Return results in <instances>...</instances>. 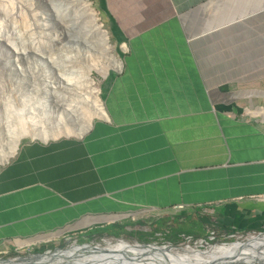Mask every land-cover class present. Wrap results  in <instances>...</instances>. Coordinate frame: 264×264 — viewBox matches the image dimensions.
I'll list each match as a JSON object with an SVG mask.
<instances>
[{"label": "crops", "instance_id": "1", "mask_svg": "<svg viewBox=\"0 0 264 264\" xmlns=\"http://www.w3.org/2000/svg\"><path fill=\"white\" fill-rule=\"evenodd\" d=\"M95 1L125 46L108 117L0 163V252L98 229L264 230V0Z\"/></svg>", "mask_w": 264, "mask_h": 264}, {"label": "rangeland", "instance_id": "2", "mask_svg": "<svg viewBox=\"0 0 264 264\" xmlns=\"http://www.w3.org/2000/svg\"><path fill=\"white\" fill-rule=\"evenodd\" d=\"M48 1L0 0V154L9 149L12 144L11 141L14 139L12 133L19 130L21 126L27 131L36 129L37 131L34 132L38 133L34 137L28 134H20L18 147L30 142L53 140V138L44 140L38 136L42 126L47 131H52V128H56L57 125L62 126L64 133L54 136L58 139L55 140L57 142L64 141L65 135L74 139L76 135L72 130L79 124H83L89 115V108L85 101V93L82 95L83 92L75 87L73 80L80 79L78 76L80 72H83L87 65L93 63L89 76L93 79L94 86L98 88L97 96L104 107L103 93L108 85L109 76L119 73L122 69L123 51L119 47L124 49L125 46L122 47L123 43L119 46L110 37L95 0H87V2L95 12L97 23H100L102 29L108 34L109 53L120 61L118 68L98 57L97 53L92 54L91 51H87L86 53H91V56H84L86 55L85 49L81 45L76 47L66 37L64 38L62 27L49 14ZM77 51L78 53H76ZM64 74L70 78L67 83L56 79L57 77L64 79ZM58 83H62V86ZM62 101L70 105H65L66 112ZM105 104L107 106V101ZM97 119L96 116L91 117V124ZM4 123L16 127L14 128L15 131L10 134L7 133ZM32 123L36 126H33ZM55 141L49 142L54 143ZM154 229L152 227H131L124 233L113 236L114 239L112 236L101 234L85 236H75V234L73 237L62 239V241L43 245L37 244L36 247L26 246L6 250L0 252V258H11L16 255L26 256L30 253H41L46 250L53 251L56 247H67L73 243L77 246L80 244L105 246L104 240L113 242L117 239H123L130 244L137 240L138 242H151L176 247H183L188 244L198 249H205L214 245H227L235 241H243L253 235L255 237L262 236L253 242L254 247L257 246L260 249L264 247V230L220 233L214 229H209V232L202 238L179 234L175 237L171 236L173 240L169 241L166 238L168 233L164 229ZM137 231L142 232L137 234ZM258 232H262V234L258 235ZM88 247L90 246H86V248ZM242 250H247V247ZM38 260L51 261L48 256Z\"/></svg>", "mask_w": 264, "mask_h": 264}, {"label": "bare ground", "instance_id": "3", "mask_svg": "<svg viewBox=\"0 0 264 264\" xmlns=\"http://www.w3.org/2000/svg\"><path fill=\"white\" fill-rule=\"evenodd\" d=\"M48 2H49V6H50L49 7V11H50L49 14L60 25V27H62V29L64 31V33H63L64 38L66 37V39L68 41H70L71 43H73L76 47H78V46L80 47V45H81L85 49V53L87 51L88 52L91 51L92 54L97 53V56L101 57L103 60L107 61V63L110 62L111 64L115 65V67H117V68L120 67V61L113 54L109 53L108 34L104 29H102L101 24L97 23V18H96L95 12L89 6V2H87V0H49ZM123 46L124 45H122V47ZM76 53H78V51ZM84 56L89 57V56H91V53H86V55H84ZM92 68H93V63L87 65L85 70L83 72L81 71L80 75H78L80 77V79L78 78L76 80H73L75 83L74 84L75 87L80 89L81 92H83L82 95L85 93L84 94L85 101L87 102V105L89 108L88 109L89 115L87 116L86 120L84 119L85 121L83 120L84 121L83 124L81 125L78 123L79 125L72 130L76 136L82 135L86 130H88L90 128L91 121H92L91 117H93V116H96L98 118H107L108 117L107 112H106L105 108L103 107L101 100L97 96L98 88L94 86V81L89 76V74H90L89 72ZM57 75L59 76V73ZM60 78L61 77H57L56 79L60 80V82L64 81L65 83H67L70 80V78L67 77L65 74H64V79L63 78L60 79ZM52 79H55V78H52ZM60 84L59 85L62 86V83H60ZM65 85H68V84H65ZM56 101H59V100L56 99ZM54 102H55V100H54ZM62 103H64V102L62 101ZM61 105L63 106V104H61ZM65 105L67 106V105H69V103L68 104L64 103L63 108H64V111L66 112L67 108ZM76 108H78V107H76ZM73 109H72V111H73ZM55 122H56V120H55ZM32 125L36 126L33 123H32ZM4 126H5L4 127L5 131L9 134L14 132L15 131L14 128H16V127L9 125L8 123H4ZM40 126H42V125H40ZM52 129H53L52 131H47L42 126V128L39 131L38 136H40V138L45 140L47 138H54V136H57V135L64 133V129H62V126L57 125L56 128H52ZM31 131H33V132H31ZM34 131H37V130L33 129V130L27 131L26 128L21 126V127H19V130H16L14 133H12V134H14V139H13V141H11L12 144L9 147V149L0 154V157H1L0 163L2 161H4L7 157H9L11 154L14 153V151L16 150V148L18 146V139H19L20 134L21 135L22 134H25V135L28 134L31 137H34L35 134L38 133V132H34ZM261 237L262 236L255 237V236L251 235L244 241H237V242H234L232 244H227V245L219 244V245L210 246L208 253H201L198 248L190 246L188 244H185L183 247L170 248L168 251L164 252L165 256L158 255V257L165 259L166 262H168V264H188L190 260L206 261V260L210 259L211 257H214L218 254L229 253L230 251L236 249L243 242H247L250 245L254 246L253 242L257 241ZM104 244H105V246H101L98 244L95 246L96 247H105L106 251H107L106 253L114 255L115 258H117L119 261L113 260L112 258H103L102 255H98V254L90 252V250L92 249L91 247H88V248H86V246L81 247V246H77L73 243L67 247V250H65L66 251L65 254H67V255H70L72 252L79 253V257L78 256L74 257L72 262L61 261L62 256H64V251H63L62 255L56 254L54 259H52L51 261L46 262V261L37 260L36 263H34V264H78L81 262H84V264H124L119 259V255L122 254L123 251H128L129 253H133V255H135V254L138 255L140 251L144 252V251H147V249H148L146 247H145V249H143L142 247H139L136 244H128V243H125L124 241H113L112 242V241L106 240V242ZM255 247H257V246H255ZM261 250L264 252V247H263V249L261 248ZM245 251H250V249L247 248V250H245ZM68 258H69V256H68ZM153 258H154V256H153ZM235 258L240 259L239 257H235ZM242 258H246V257H242ZM20 261L21 260L17 261L15 259L11 260V262L13 264H21V263L33 264V263H29L27 261H25V262L24 261L20 262ZM130 262H132L131 264H153L151 262L145 263V262L137 261V260L130 261ZM0 264H7V263H0ZM127 264H129V263H127Z\"/></svg>", "mask_w": 264, "mask_h": 264}, {"label": "water", "instance_id": "4", "mask_svg": "<svg viewBox=\"0 0 264 264\" xmlns=\"http://www.w3.org/2000/svg\"><path fill=\"white\" fill-rule=\"evenodd\" d=\"M262 234V232L257 233ZM264 234V233H263ZM114 239V237L112 236ZM116 239V238H115ZM246 240V239H245ZM117 241H124L127 242L123 239H117ZM244 241V240H243ZM106 241H104L105 243ZM236 242V241H235ZM128 243V242H127ZM234 243V242H232ZM230 243V244H232ZM130 244V243H128ZM133 244L138 245L139 247H142L143 249L148 248L147 251H140L139 254L133 255V253H129L128 251H123L122 254L119 255V259L121 262L124 264H131L132 262L130 261H142L145 263H153V264H168L165 259L159 258L158 255L165 256L164 252L168 251L170 248H174L176 246L172 245H164V244H156V243H151V242H138L137 240H134ZM90 246L92 251L90 252L102 255L103 258H112L113 260H118L115 258L114 255L106 253V248L105 247H96L95 245H89V244H80L79 246ZM68 247V246H67ZM67 247H56L53 251H43L41 253H30L26 256H21V255H16L14 257H6V258H0V263H7V264H13L11 260H21L20 262H29V263H36V261L44 256H48V259L52 260L54 259L56 253L62 255L64 251V256H62L61 261H66V262H72L73 258L78 256L79 253L77 252H72L70 255L65 254L66 251L65 249ZM249 248L250 251H243V248ZM210 247H207L205 249H199L201 253H208ZM59 251V252H58ZM143 252V253H142ZM69 256V258H68ZM154 256V258H153ZM67 257V258H66ZM235 257H239L240 259H236ZM246 257V258H242ZM119 261V260H118ZM126 263H125V262ZM24 264V263H21ZM78 264H84V262L78 263ZM188 264H264V252L258 248L250 245L247 242L241 243L236 249L230 251L229 253H222L218 254L214 257H211L210 259L206 261H196V260H190Z\"/></svg>", "mask_w": 264, "mask_h": 264}, {"label": "trees", "instance_id": "5", "mask_svg": "<svg viewBox=\"0 0 264 264\" xmlns=\"http://www.w3.org/2000/svg\"><path fill=\"white\" fill-rule=\"evenodd\" d=\"M154 230H156V229H154ZM120 231H121V230H120ZM120 231H116V230H107L106 232H107V234H109V235L118 236L119 233H120ZM141 232H142V231H137L136 233H137V234H141ZM95 233L98 234V235H100V234L102 235V234L105 233V231L98 229V230L95 231ZM174 237H175V236H174ZM166 238H168L169 241L173 240V238H171V236H169V234H166Z\"/></svg>", "mask_w": 264, "mask_h": 264}]
</instances>
